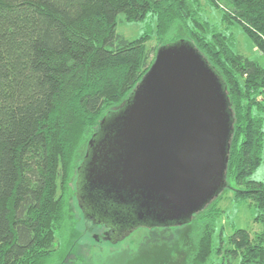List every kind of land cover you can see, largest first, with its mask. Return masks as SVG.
<instances>
[{
	"label": "trees",
	"instance_id": "16d2710c",
	"mask_svg": "<svg viewBox=\"0 0 264 264\" xmlns=\"http://www.w3.org/2000/svg\"><path fill=\"white\" fill-rule=\"evenodd\" d=\"M206 1L224 24L243 27L262 61L236 52L233 34L201 17L202 0H0V264H56L79 154L101 121L121 109L157 51L180 40L192 42L225 85L234 120L226 188L236 202L257 208L261 225L255 233L236 228L227 244L216 245L221 193L199 212L186 264L220 256L227 264H264V184L250 178L264 147V0ZM120 14L145 22L144 33L119 35Z\"/></svg>",
	"mask_w": 264,
	"mask_h": 264
},
{
	"label": "water",
	"instance_id": "95a60500",
	"mask_svg": "<svg viewBox=\"0 0 264 264\" xmlns=\"http://www.w3.org/2000/svg\"><path fill=\"white\" fill-rule=\"evenodd\" d=\"M174 43L101 121L79 167L86 217L113 222L122 238L150 223L191 221L227 186L234 120L225 85L192 42Z\"/></svg>",
	"mask_w": 264,
	"mask_h": 264
},
{
	"label": "rangeland",
	"instance_id": "374dc122",
	"mask_svg": "<svg viewBox=\"0 0 264 264\" xmlns=\"http://www.w3.org/2000/svg\"><path fill=\"white\" fill-rule=\"evenodd\" d=\"M201 17L213 29L233 34V47L236 52L262 61L260 51L243 27L238 23L224 24L221 21V12L206 0H202ZM151 28L154 33L156 22L148 24L147 30ZM145 29V22H128L123 14L118 17L117 33L128 40L140 37ZM155 44L156 41H151L148 46L154 47ZM86 154L87 150L79 154L69 184L67 228L63 235H58L55 242L56 264H186L196 249L201 224L199 213L182 225L157 226L150 223V226L135 229L122 238L123 233L113 230V222L107 225L97 222V215L87 218L81 207L78 192L82 188L86 193V177L79 173V167L85 162ZM250 178L264 184V147L262 163ZM229 181L234 186L233 180ZM234 194L232 189L226 188L219 198L218 206L223 209L224 215L217 221L216 245L222 240L227 244L228 237L236 228L247 229L253 233L261 230V225L254 221L257 208L247 202H236ZM229 260L224 256L214 257L213 264H227ZM231 264H241L240 258L232 260Z\"/></svg>",
	"mask_w": 264,
	"mask_h": 264
},
{
	"label": "flooded vegetation",
	"instance_id": "af4514ba",
	"mask_svg": "<svg viewBox=\"0 0 264 264\" xmlns=\"http://www.w3.org/2000/svg\"><path fill=\"white\" fill-rule=\"evenodd\" d=\"M105 226V225H104ZM106 227V226H105Z\"/></svg>",
	"mask_w": 264,
	"mask_h": 264
}]
</instances>
